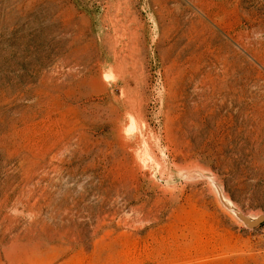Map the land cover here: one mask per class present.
<instances>
[{"label":"rangeland","instance_id":"obj_1","mask_svg":"<svg viewBox=\"0 0 264 264\" xmlns=\"http://www.w3.org/2000/svg\"><path fill=\"white\" fill-rule=\"evenodd\" d=\"M0 264H264V0H0Z\"/></svg>","mask_w":264,"mask_h":264}]
</instances>
